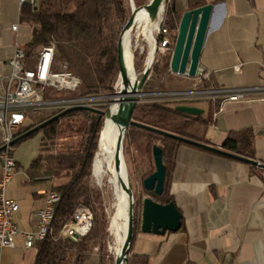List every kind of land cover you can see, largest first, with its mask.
<instances>
[{
  "label": "crops",
  "instance_id": "0c3cea01",
  "mask_svg": "<svg viewBox=\"0 0 264 264\" xmlns=\"http://www.w3.org/2000/svg\"><path fill=\"white\" fill-rule=\"evenodd\" d=\"M207 3L213 10L199 67L214 85L209 88L264 86V0ZM21 6L20 0H0V86L11 71L8 61L15 47H24L34 33V26L21 19ZM175 7L181 14L187 10V0H175ZM13 24L16 30L11 29ZM181 104L202 108L203 117L212 112L208 125L195 127L201 138L196 141L222 147L228 135L249 131L254 159L264 163V99ZM34 121L28 115L17 135ZM2 136L0 127V144ZM40 139L41 133L27 135L11 148L16 171L6 197L18 202L13 222L23 231L35 229L36 212L50 189L47 181H33L26 174L40 153ZM168 191L181 213L180 228L162 235L137 230L126 264H264L263 168L182 143ZM35 252V247L25 248L24 238L17 235L13 247H0V264H33Z\"/></svg>",
  "mask_w": 264,
  "mask_h": 264
},
{
  "label": "trees",
  "instance_id": "16d2710c",
  "mask_svg": "<svg viewBox=\"0 0 264 264\" xmlns=\"http://www.w3.org/2000/svg\"><path fill=\"white\" fill-rule=\"evenodd\" d=\"M164 2L163 25L175 32L181 14L176 10L175 0ZM134 3L138 7L143 0H134ZM206 3L207 0H187V10ZM20 16L35 28L30 42L23 47L27 56L33 57L40 47L53 43L55 61L61 59L60 64L66 63L67 70L81 80L75 95L111 94L116 79L118 89L117 41L121 27L130 16L125 0H37L36 10L30 4L22 3ZM167 55L165 62L155 67V72L160 75L170 74L171 53ZM201 84L206 88L214 87L210 78L203 79ZM175 106L168 102L138 103L132 118L192 140H201L194 129L208 125L212 112L209 111L206 117L189 115L177 111ZM45 119L34 121L29 128ZM102 124V115L75 109L31 133H41L40 151L44 147L48 153L44 158V171H41L42 157L39 153L26 168V174L30 180L50 182V188L59 194V200L54 204L50 231L35 243L33 264H87L95 246L98 247L101 263L105 261L108 220L101 192L89 182ZM125 134L131 137V143H135V148L142 154L150 155L155 140L160 141L158 145L162 149L166 169L165 181L162 193L152 197L162 204L173 201L168 183L176 150L182 142L135 126H131ZM252 139L249 131L230 134L222 147L254 159ZM51 144L54 145V152L48 147ZM78 204L91 210V227L85 235L75 239L62 236L60 230L72 220ZM135 232L133 230V235Z\"/></svg>",
  "mask_w": 264,
  "mask_h": 264
},
{
  "label": "built area",
  "instance_id": "2783aa9c",
  "mask_svg": "<svg viewBox=\"0 0 264 264\" xmlns=\"http://www.w3.org/2000/svg\"><path fill=\"white\" fill-rule=\"evenodd\" d=\"M20 2L30 4L33 10L37 9V0H20ZM161 15L156 30L154 55L159 50L171 53L176 35V31L171 32L163 25ZM16 28L17 24L11 26L13 30ZM55 51V45L50 43L40 47L33 57H29L22 46L15 47L8 61L11 71L0 86V127L3 130L0 144V247H13L14 238L17 235L24 238L25 248L34 247L37 241L42 240L49 233L54 204L59 200V194L53 190L45 194L42 206L36 212L37 224L33 230H20L13 222V217L19 210V204L16 200L6 197L7 188L16 171L11 148L13 140L18 136L17 131L26 117L31 115L34 118L35 112L40 114L44 110H55L54 114H56L75 105L94 107L95 101L101 97L99 95H75L81 80L67 70L66 63L60 64L57 68ZM152 62L153 60L146 64L145 61L144 68L148 65L151 67ZM207 77L208 73L198 65L194 76L197 82L194 86ZM163 94L184 101L193 100L196 96H208L207 99L219 100L222 104L226 101L264 99V86L189 88L166 91ZM91 224V210L85 205L78 204L74 209L72 220L63 225L60 234L71 238L76 234L78 238L89 231Z\"/></svg>",
  "mask_w": 264,
  "mask_h": 264
},
{
  "label": "water",
  "instance_id": "95a60500",
  "mask_svg": "<svg viewBox=\"0 0 264 264\" xmlns=\"http://www.w3.org/2000/svg\"><path fill=\"white\" fill-rule=\"evenodd\" d=\"M130 3V16L126 20L123 28L121 29L117 41V60L119 66L118 77L120 78L121 86L118 91H114L113 93L106 95V97L110 98L109 103H111V106L113 102L117 104L116 110L112 112V107L110 108V106L105 111L88 105L71 106L50 116L49 118L36 124L27 131L21 133L20 135L15 137L12 143H15L23 137L40 129L48 122L61 117L62 115L71 110L85 109L98 113L103 117L110 116L111 119L118 124L120 128V133L117 139L115 155L117 168H119L120 166L119 153L122 150V143L125 132L131 126H135L140 129L147 130L164 137L172 138L184 144L199 147L264 169L263 162H259L255 159L241 156L231 151H227L222 147L205 144L157 127L141 123L132 118L133 110L139 102L138 97L142 94L141 88L149 74L150 66L148 65L144 68L140 77H137L136 75L135 82L131 85V87H129L130 79L125 66L122 35L127 29H129V31H132V28L135 25V14L137 10L142 7L147 10L148 18L151 21L157 19L164 10V0H149L147 4L138 7L134 5L133 0H130ZM212 10L213 4L206 3L202 6L193 9H188L181 13L176 29L173 49L169 60V70L172 73L187 75L189 77L195 76L199 65L201 48L203 46V42L208 30ZM175 109L179 112L189 115H201L204 111L198 106L189 104H177L175 106ZM151 155L154 164V171L143 179L142 185L143 188L147 190L151 196H153L155 194L159 195L163 191L166 169L163 163L162 149L158 144H154L152 146ZM129 193L131 198V204L129 206V217L127 222L126 237L122 244L120 253L115 256L114 264H126L127 256L130 250V244L133 238L134 200L132 198L131 189H129ZM180 225L181 213L175 206L173 201H169L168 203L162 204L155 201L152 197H146L143 199L140 224V230L142 232L162 235L169 231L178 230L180 228ZM76 237L77 235L74 234L73 239H75Z\"/></svg>",
  "mask_w": 264,
  "mask_h": 264
},
{
  "label": "rangeland",
  "instance_id": "374dc122",
  "mask_svg": "<svg viewBox=\"0 0 264 264\" xmlns=\"http://www.w3.org/2000/svg\"><path fill=\"white\" fill-rule=\"evenodd\" d=\"M134 2V0H133ZM149 2V0H143V3L140 5H145ZM126 6L130 9L131 12V3L130 0H125ZM165 4V2H164ZM135 5V3H134ZM142 10V9H141ZM163 16V13L162 15ZM124 26V25H123ZM121 27V29L123 28ZM121 31V30H120ZM132 33L130 34L131 41V51L133 55V66L137 77H140L144 66L146 57L149 51V42H148V29L145 23H138L133 26ZM120 34V33H119ZM154 36L156 37V32H154ZM167 53L163 51L155 52L154 59L152 65L149 70V74L145 80L141 88V92L144 95L138 97V103L143 102H168L170 104H181L182 102H203L207 100L208 96H196L193 100H180L175 99L170 96H166L163 92H166L169 89L173 90H182L185 89V86L190 89H202L205 88L203 84L199 83L197 86L195 85L196 78L189 77V79H181L183 75L172 73H166L164 75H160L155 72V67L160 66L167 59ZM60 63H62L61 59L56 60V66L59 67ZM117 81V79H116ZM116 81L114 83V91L119 90V83L117 85L118 89L115 88ZM188 88V89H189ZM110 94L109 92H105L99 94L101 96L98 100L95 101V106L97 109L106 110L110 106V98L106 97V95ZM55 110H44L40 114L35 112L34 120L38 121L41 118H49L54 114ZM105 117H103L104 120ZM40 123V122H39ZM127 132V131H126ZM100 133V132H99ZM140 138V137H138ZM103 133L100 134V138L98 141V148L95 152L94 156V165L91 177L89 179L90 184L98 188L101 192L102 203L104 206V212L106 214L108 225H107V241H106V252H105V261L101 263L100 256L98 252V247L95 246L92 248V253L87 260V264H114L115 261V238L109 231V223L110 216L114 210L115 202L117 199V195L119 193L118 189V180L115 164L111 158V156L105 151L102 145ZM131 137L124 135L123 143H122V151H123V159L127 169L128 178L130 187L133 192V229L140 230L141 224V210H142V202L146 197H152L150 194L146 192L143 188L142 181L148 176L151 172L154 171V164L152 155L138 152L135 148V143H131ZM136 140V137H135ZM140 140V139H137ZM159 140H155V144H159ZM49 149L54 152V145H48ZM48 153V149H41L40 155L42 157L41 171H44L45 161L44 158ZM149 171H151L149 174ZM48 182V181H47ZM49 186H50V182ZM47 186V185H46ZM49 190H52L51 188ZM118 192V193H117ZM153 198V197H152ZM115 244V245H114Z\"/></svg>",
  "mask_w": 264,
  "mask_h": 264
},
{
  "label": "bare ground",
  "instance_id": "6f19581e",
  "mask_svg": "<svg viewBox=\"0 0 264 264\" xmlns=\"http://www.w3.org/2000/svg\"><path fill=\"white\" fill-rule=\"evenodd\" d=\"M158 21H159V17L155 19L154 21H151L148 18L147 10L143 7L138 9L135 14V23L136 24L145 23L148 29L147 39H148L150 46H149V51L146 57V64H149L153 60V57H154V45H155L154 32H156L158 28ZM131 33L132 32L129 31V29H127L122 35L125 66L127 69V73L129 75V79H130L129 87H131V85L135 82V77H136V73H135L134 66H133L132 52L130 49V34ZM120 86H121V81H119V88ZM141 95H144V94L142 93ZM116 107H117L116 103L113 102L112 106L110 103V108L112 112L116 110ZM101 133H103L102 145L105 151H107V153L111 156L115 164L117 180H118L119 193L117 192L118 193L117 199L115 202L114 210L110 216V223H109V231L113 235V238H115V242H116L115 243L116 244L115 256H116L120 253L122 244L126 237L127 222H128V217H129V206L131 204L129 189H131V187L129 183L127 169H126L124 159H123L122 150L119 153L120 166L119 168H117L116 166V160H115L116 144H117V139L120 133V128L118 124L115 123L111 119L110 116H107L104 118ZM99 136H100V133H99ZM131 194L133 198L132 189H131Z\"/></svg>",
  "mask_w": 264,
  "mask_h": 264
}]
</instances>
